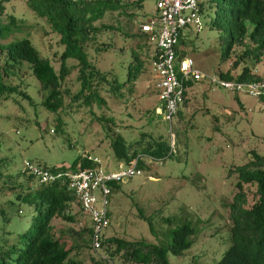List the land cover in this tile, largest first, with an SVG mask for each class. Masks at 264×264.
<instances>
[{
    "label": "rangeland",
    "instance_id": "374dc122",
    "mask_svg": "<svg viewBox=\"0 0 264 264\" xmlns=\"http://www.w3.org/2000/svg\"><path fill=\"white\" fill-rule=\"evenodd\" d=\"M199 1L203 3V27L201 30L194 25L186 27L179 51L191 55L195 65L210 74L219 73L231 63L242 69L246 62L264 74V52L261 59L245 53L246 46L253 45L249 38L243 43L236 42L228 55H224L228 32L210 26L215 4ZM155 9L154 0H144L139 11L129 9L128 13H138L140 22L153 16ZM6 11L23 18L20 35L30 37L58 69L63 46L49 22L26 0L6 2ZM2 16L7 18L6 13ZM128 22L133 24L132 31L139 30L127 14L107 13L99 22L109 25L98 33L100 49L89 47L97 66L117 73L121 82L114 88L108 85L101 89L105 99L101 104L95 99L87 106L72 98L71 94L79 88L77 67L71 69L65 80L71 94H66L65 104L58 112L45 107L42 83L27 68L22 73L23 81L10 82L14 85L22 82L18 88L0 89V171L7 179L11 178L0 186V234L21 231L34 215V204L17 199L9 204L17 192L24 193L38 185L34 183L29 188L33 180L27 177L31 171L26 169V161L52 167L71 164L77 156L84 155L97 156L106 166L118 165L120 161L126 164L127 160H119L112 149L111 141L117 133L129 142L142 137V143L160 134L171 142L173 153L159 160L143 155L147 169L119 181L120 185L112 189L108 201L110 224L104 231L107 241L98 251L89 247V234L84 227L90 226V217L77 201L71 206L74 220L59 216L53 219L56 235L87 264H151L154 262L135 257L132 246L119 248L112 239L168 243L174 239L171 230L192 219L197 225V231L191 235L192 244L182 252L170 249L168 264L215 262L232 245L231 204L239 191L240 179L236 166L247 161L253 150L264 154V106L259 98L247 93L223 87L212 89L209 78L205 77L187 87L185 101L180 103L173 119L168 120L152 68L153 42L137 47L145 63L144 71L136 81H124L131 49L138 40L125 35L123 29L128 28ZM249 24L252 28V23ZM21 180L25 184L23 189L12 186ZM245 191V205L249 207L259 198V193L251 182L245 183ZM147 249L144 245L142 251Z\"/></svg>",
    "mask_w": 264,
    "mask_h": 264
},
{
    "label": "trees",
    "instance_id": "16d2710c",
    "mask_svg": "<svg viewBox=\"0 0 264 264\" xmlns=\"http://www.w3.org/2000/svg\"><path fill=\"white\" fill-rule=\"evenodd\" d=\"M10 1L12 0H0V89L18 88L22 82L15 85L10 82L12 79L22 80V73H25L27 68L42 83L45 107L58 112L65 104L66 94H71V89L65 84V80L71 69L77 67L76 80L79 82V88L71 94L72 98L81 100V104L87 106L92 105L95 99L100 104L104 102L101 89L108 85L114 88L121 82L117 73L110 70L103 71L97 66L92 59L89 47L94 46L95 49H100L97 44L98 33L109 25L99 22H102L107 13L116 11L127 14L139 28L138 31H132L133 24L128 22V28L123 29L125 35L138 38L136 45L131 49L132 57L127 64V77L124 81L134 82L144 71L145 63L137 47L153 41L150 40V34L141 28V23L145 20L138 22V13H128L129 9L139 11L143 0H26L59 35V42L63 49L60 51L58 69L52 58L42 54L30 37L20 35L21 26L24 24L23 18L18 17L14 12L6 11V2ZM209 2L215 4V14L212 16L210 26L224 29L229 35L224 55H228L236 42L243 43L249 38L253 45H247L245 53H251L261 59L264 52V0H209ZM199 3L203 7V3L200 1ZM4 13L7 14L6 19L2 16ZM249 23H252V28ZM69 60H73L72 63L69 64ZM254 68L250 62L244 63L238 77L257 79L264 76L262 73H254ZM220 73L227 78L234 76L232 69L221 70ZM5 80H8V83ZM193 81V79L187 80V86ZM143 134L152 133L144 132ZM142 141L141 137L129 142L121 133H117L111 141L115 157L119 160L125 159L127 162L138 157L141 167L147 169L148 164L144 161L143 155L159 160L171 155L174 151L171 142L160 134L152 139L147 138L145 143ZM174 144H177L176 140ZM251 154L247 161L236 166L240 179L239 191L231 204L232 245L221 259L208 264H264V154L255 150ZM95 164L93 159L79 155L71 164L54 165L51 168L57 170ZM19 175L17 174V177ZM27 177L33 180L29 182V188L34 183L38 185L24 193L17 192L15 199H9V204L16 199L34 204V215L28 226L21 231L13 235L12 233L0 234V264H87L84 258L73 254L71 247H68L66 242L56 235L53 222L57 216L68 220L75 219V215L71 213L72 202L79 203L75 194L68 188L67 183L61 180L43 183L33 173ZM9 178L7 179L3 171H0V186L2 182L10 181L11 178ZM247 182L255 184L259 193V198L249 207L245 205V183ZM110 185L113 189L120 183L112 181ZM12 186H20L23 189L24 180ZM152 229L154 231L153 226ZM84 230L89 234L88 243L91 247V220L90 226L84 227ZM171 231L174 239L168 243L162 241L146 244L141 240H127L120 237L112 240L119 244V248L132 246L134 256L141 261H153L154 263L150 262L151 264H168V251L171 249L174 252H182L190 246L191 235L197 231V225L192 219H188ZM106 241L104 239L103 244ZM144 245L148 246L146 251H142ZM96 261L100 263V260Z\"/></svg>",
    "mask_w": 264,
    "mask_h": 264
},
{
    "label": "built area",
    "instance_id": "2783aa9c",
    "mask_svg": "<svg viewBox=\"0 0 264 264\" xmlns=\"http://www.w3.org/2000/svg\"><path fill=\"white\" fill-rule=\"evenodd\" d=\"M144 1V0H143ZM155 14L141 23V28L150 34L155 44L152 68L157 76L156 86L159 97L164 102L165 118L172 120L179 111L180 103L185 99L187 80H200L208 77L210 87H223L233 92H243L259 98L264 106V76L257 79H240L241 71H234L232 63L223 71L232 69L233 78L224 77L219 71L210 74L195 65L189 54L179 51V44L184 29L196 26L203 27L202 7L199 0H154ZM260 74L257 70L253 71ZM173 137L175 134L172 133ZM153 158L150 156V159ZM96 164L86 167H67L53 169L33 160L26 161L30 170L40 182L49 183L61 180L75 194L83 211L91 220V247L98 251L103 246L104 231L110 224L108 209L109 195L112 192L110 182L142 174L144 169L138 157L124 164L106 166L94 156ZM101 196V197H100ZM101 256V255H100Z\"/></svg>",
    "mask_w": 264,
    "mask_h": 264
},
{
    "label": "crops",
    "instance_id": "0c3cea01",
    "mask_svg": "<svg viewBox=\"0 0 264 264\" xmlns=\"http://www.w3.org/2000/svg\"><path fill=\"white\" fill-rule=\"evenodd\" d=\"M233 70L236 71V72L241 71L240 68H238V67H234V66H233ZM256 70L260 73V71H259V69H258L257 67L254 68V71H256ZM262 74H263V73H262Z\"/></svg>",
    "mask_w": 264,
    "mask_h": 264
}]
</instances>
